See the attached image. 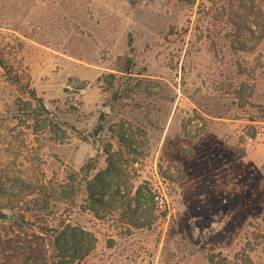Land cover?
<instances>
[{"label":"rangeland","instance_id":"374dc122","mask_svg":"<svg viewBox=\"0 0 264 264\" xmlns=\"http://www.w3.org/2000/svg\"><path fill=\"white\" fill-rule=\"evenodd\" d=\"M62 232L74 264H264V0H0V264Z\"/></svg>","mask_w":264,"mask_h":264},{"label":"trees","instance_id":"16d2710c","mask_svg":"<svg viewBox=\"0 0 264 264\" xmlns=\"http://www.w3.org/2000/svg\"><path fill=\"white\" fill-rule=\"evenodd\" d=\"M133 67V61L130 57H118L116 61V70L122 74H130L131 69ZM96 199V198H95ZM74 236V235H73ZM67 236L62 232L58 234L55 239L53 240L54 249L57 251L55 261L57 263H50V264H74L75 260H80L84 258L89 251L93 248L91 246L87 250H83L82 253L77 251V248L84 247L83 241L76 240L75 237L72 238L73 243L71 245L68 244ZM70 242V240H69ZM37 251L35 249H30L29 254L27 255L28 258H34ZM46 256V255H45ZM46 263V262H45Z\"/></svg>","mask_w":264,"mask_h":264},{"label":"built area","instance_id":"2783aa9c","mask_svg":"<svg viewBox=\"0 0 264 264\" xmlns=\"http://www.w3.org/2000/svg\"><path fill=\"white\" fill-rule=\"evenodd\" d=\"M155 198H156V202L158 204H161V205L165 204L166 200H165V198L162 195H157Z\"/></svg>","mask_w":264,"mask_h":264}]
</instances>
